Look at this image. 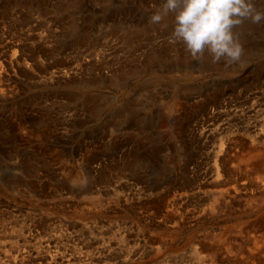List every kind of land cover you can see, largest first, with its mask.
<instances>
[{
	"label": "bare ground",
	"instance_id": "bare-ground-1",
	"mask_svg": "<svg viewBox=\"0 0 264 264\" xmlns=\"http://www.w3.org/2000/svg\"><path fill=\"white\" fill-rule=\"evenodd\" d=\"M39 1L0 0V135L9 136L13 142L22 136L26 138L24 141L38 142L40 146L29 151L27 160L14 161L12 170L28 177L42 176L45 170H52L47 174L48 179L54 177L52 180L63 184L65 191L58 193L55 185L53 191L58 196L53 195L49 208L55 211L60 208L76 220H72L71 231L44 230V227L40 232L33 219L25 221L28 212L10 206L15 200L1 201L0 264H264V21L259 25L245 21L236 29L244 54L233 64L213 63L207 52L202 60L193 62L183 43L176 42L169 44L170 49L149 50L139 63L104 74L101 66L82 58L79 43L89 40L94 46L98 45L86 29L72 42L77 65L52 67L46 58L47 53L53 52L52 47L47 52L41 48L43 44L46 46L48 33L38 29L49 30L50 26L40 19L31 21L40 8ZM79 1L61 0L55 9L63 12ZM162 4L157 2L155 9ZM16 9L23 10L20 19L14 15ZM68 21L74 27V19L70 17ZM174 24L172 13L159 24L148 20L134 29V36L127 31L125 41L131 46L140 40L148 41L162 25L172 36ZM170 50L173 53H169ZM256 55L259 58L248 70L254 86L247 84L245 88L236 89L235 100L224 98V78L213 73L241 70L248 58ZM159 64L166 66L171 79L181 81L176 86L174 80H164V86L170 92L177 90L179 97L175 95L177 98L172 101L173 94L170 96L168 92L169 96L162 98L163 80L160 77L149 79L141 85L137 99L117 107L113 117L105 123L108 131L114 124H122L119 129L124 133L127 127L135 128L139 120L136 109L143 102L147 108L160 103L159 114L155 115L160 122L155 120L158 123H155V133L160 131L158 126L163 125L170 138L179 143L178 148H165L162 162L173 166L175 171L166 179L156 176L147 188L138 187L139 158L134 153L128 155L130 152L127 157L121 156L118 167L123 179L113 190L115 199L123 203L129 213L136 214L142 224L134 222L133 228L97 227L95 221L86 220L103 215L106 208H111L104 203L100 176L89 177L88 171L84 174L77 163L71 165L65 160L67 153L61 149L57 153L61 170L54 172L53 161L46 157L49 144L45 141L51 140L48 131L62 130L63 134L70 129V115L82 110V106L71 108L68 101L81 100L90 115L97 118L111 103L109 92L102 91L101 85L111 83L118 87L124 77L142 69L151 70ZM84 69L97 74L87 77ZM199 77H205L203 85L191 84V80ZM233 78H227V82L235 85L238 82ZM211 81L215 83L206 89V83ZM75 88L76 91H71ZM234 88H231L232 93ZM227 89L230 92V88ZM70 109L75 111L69 113ZM191 113L204 117L187 129ZM126 121L132 122L126 126ZM184 131L193 139L185 137ZM211 142L216 144L210 145L213 147L208 150ZM208 151L212 160L201 157ZM38 166L40 171L36 170ZM90 169L95 167L90 166ZM125 170L128 175L124 174ZM18 174L0 180V191L15 197L25 195L30 206L40 205L47 210L49 205L41 200L45 195L42 189H36L28 177L22 180ZM40 177L37 179L41 180ZM69 201L71 207L67 206Z\"/></svg>",
	"mask_w": 264,
	"mask_h": 264
},
{
	"label": "rangeland",
	"instance_id": "rangeland-1",
	"mask_svg": "<svg viewBox=\"0 0 264 264\" xmlns=\"http://www.w3.org/2000/svg\"><path fill=\"white\" fill-rule=\"evenodd\" d=\"M60 1L61 0H40L38 5L40 8L33 14V19L31 20L35 21L36 19H40L50 26L49 30H46L45 27L38 29L44 33H48V39L45 42L46 46L43 44L41 48L47 52L48 50H51L50 47H52L53 52L47 53L46 58L53 68H64L77 65L78 59L75 57V48L72 46V42L77 34L84 29L89 31V37L91 39H95L98 42V45L94 46L89 40H83L81 43H79L78 46L82 52V58H85L86 61L91 60L89 63L93 61V63L101 66L104 74L107 71H117L123 66L141 62L145 56V53L151 49H170L169 44L172 43L170 41L171 35H168L167 31L164 30V25L159 26L158 31H154L155 33L153 32L154 34L148 41L140 40L137 45L133 46L125 41V33L130 31L132 36H134V29L138 25L147 22L149 17L153 14L155 7L157 6V2L163 3L164 0H109L106 3L99 0H80L76 5L66 8L67 10H64L63 12L55 9V5ZM255 3L258 8H261V6L264 5V0H255ZM22 14L23 10L16 9L14 11L16 19H20ZM70 17L74 19V27L68 24ZM32 23L33 22L30 24ZM115 25H117L116 29L112 30V27ZM59 47L65 48V50L61 52ZM169 53H173V51L170 50ZM258 58L259 57L257 55L248 58V63L241 70L224 74L213 73L215 75L221 76L225 80H222V83L225 84V89H223L224 91L222 92V96L224 98L229 97L230 99L235 100L237 98L236 91L238 88H245L247 84L254 86L249 78L248 70ZM172 61L175 62L173 59ZM195 61L196 60H193V62ZM173 65L176 66L174 63ZM165 67L166 66L164 64H159L155 65L151 70L142 69L136 74L124 77V82L121 85H118V87H115L114 85L111 86V83H104V85H101L102 91L109 92L111 96V103L109 107L106 108L107 110L104 109L102 111V115L99 116L100 118H95L90 115L89 111H87L86 106L82 104L81 100L76 99L75 101H68V105H70L71 108L77 106L78 104H81L82 106V110L77 112H74L75 110L70 109L71 111H69V113L74 112L70 115V129L63 134L62 130L56 133L48 131L47 136H51V140L45 141V143L49 144L48 146L45 145L48 149V154L46 157H48L50 161H53V165L51 164V166H54V172L57 170L56 172L58 173L59 169L61 170L62 165L58 162L60 159L57 155L61 149L63 152L67 153L65 160H69L71 165L77 163V165L81 166V171L83 170L84 174L85 171L89 172V177L100 176L101 182L99 186L104 193V203L106 206L111 208H106V211L103 215H100L96 218H88L87 220L89 221L86 220V222L93 223V221H95L96 226L100 228H106L110 226L115 228L118 225L124 226L126 228H133L134 222H136V224H142L141 220L136 214L129 213L125 207L122 206L123 203H119L115 199V192H113V190L118 186L121 179H123L122 173H120L118 167L121 156L127 157L126 155L130 152L128 155L134 153L139 158L140 162L138 163L136 169L139 175V180L137 182L138 187L147 188L156 176L161 177V179H166L169 177V175H171V173H174L175 170L173 166L169 167L168 165L162 164V162L165 157V148L170 146L178 148L179 143L173 138H170L163 125L158 126L160 131L157 134L155 133L157 132L155 130V120H157L155 115H157L156 113H158V110H160V103H154L152 106L147 108L144 106L145 102H143V104L136 109L139 120L135 125V128H125L127 131L129 130L128 132L124 131L123 133L120 131L119 126L122 124L119 126L114 124V128H112L111 131H108L105 123V120L113 117L117 107L122 106L124 103L129 102L132 99H137L141 85H144V83L149 79L151 80L152 78L155 79L156 77H160V79L163 80L162 84L160 85V91L162 94L161 96L162 98L169 96L167 93L170 91L169 88L164 86V80H174L175 85L177 84L176 86H179L181 81L171 79L172 77L169 74L170 72H167ZM83 71L87 77L90 74L93 76V73L97 74L96 71L90 72L87 69H84ZM233 77L237 80L235 82H238L235 85L233 84L234 82H227ZM204 79L205 77H199L191 80L190 82L191 84L200 86L203 85L202 81ZM219 82L221 83V80ZM212 83L215 82L211 81L206 83L207 85H205V88L207 89ZM232 87H235L233 93L231 90ZM227 88H230V92ZM63 89L66 90V88ZM72 90L76 91L77 88L71 89V91ZM176 92L177 90L170 92V96L173 94L171 98L174 97L172 98V101L177 98L176 96L179 97L178 93ZM139 97L141 100H144L142 96ZM241 98L238 99L241 100ZM189 115L191 116L192 120L190 119V121L192 123L190 121L188 122L187 129L195 126L196 120H200V117L203 116L198 114L193 115V113ZM128 119L129 118H125V120ZM128 121L125 122L126 126L130 125L132 122ZM159 122L160 120L158 123ZM184 133L185 137H191L189 136L188 132L186 133V131H184ZM22 137L19 138L20 140L17 139L13 142L9 136L0 135V139L3 138L1 141L4 140L3 142L0 141V180H6L8 178L15 177L18 173L12 170V164L14 161L21 162L23 160H27L29 151L36 145L40 146L36 140L32 139L30 141H24L26 138L23 137L22 139ZM191 144L194 145L193 143ZM212 144L215 145L216 142H211V144H208V150H210V147L212 149L213 146H210ZM48 147H50V149ZM122 148L123 151H120ZM203 151L207 152V150ZM203 153L200 154L204 160H212V157H210L212 155H210L209 151L206 153L209 154L207 156L205 153ZM201 157H198V159L200 158V160H203ZM97 162H99V164ZM161 164L162 167L159 168V165ZM90 166L95 167V169H90ZM36 170L40 171L39 166L36 168ZM46 171L47 170L43 172L42 176L40 174H36L38 175L37 177L41 176V180L37 179V177H28L24 174L18 175L22 178V180L23 177H28L36 189H42L45 195L41 196V200L46 204V206L49 205L47 210L46 208L42 209L40 205L36 207L33 205L30 206V203H28L29 201H27L29 199H26L25 195L15 197L13 196L14 194H10L9 192L0 191V202L5 200H15V204L12 206L11 203L10 206L17 209L21 208L23 209L22 212H28L27 216H25V221L28 219H33L37 223L38 230L45 227L44 230L49 228L51 230L61 229L63 232L65 230L71 231L73 224L72 220L76 219L69 218L65 212L60 210V208L57 211L49 208L52 207L53 195L55 196L56 194L58 196V194L54 193L53 191L55 185H57L58 188L57 192H64L65 189H63V184H56V182L53 181L54 177H52L53 180L48 179L47 174H49V172L51 173L52 170ZM123 172L125 175H128L127 170ZM45 191L48 192V195H46L47 192ZM71 199L73 200V198ZM74 201L76 202V199H74ZM71 204L72 202L69 201L67 206L71 207ZM65 206L66 205L60 207L62 208ZM70 207L67 208L68 211Z\"/></svg>",
	"mask_w": 264,
	"mask_h": 264
},
{
	"label": "clouds",
	"instance_id": "clouds-1",
	"mask_svg": "<svg viewBox=\"0 0 264 264\" xmlns=\"http://www.w3.org/2000/svg\"><path fill=\"white\" fill-rule=\"evenodd\" d=\"M170 13L175 16L170 41L183 43L196 61L207 52L213 63L240 61L244 46L236 29L245 21L257 25L264 21V8L255 0H164L149 22L159 24Z\"/></svg>",
	"mask_w": 264,
	"mask_h": 264
}]
</instances>
